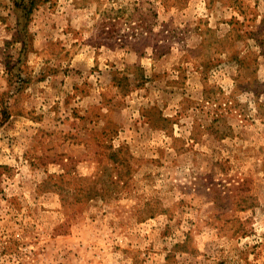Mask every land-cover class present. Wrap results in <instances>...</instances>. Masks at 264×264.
<instances>
[{
    "label": "rangeland",
    "instance_id": "obj_1",
    "mask_svg": "<svg viewBox=\"0 0 264 264\" xmlns=\"http://www.w3.org/2000/svg\"><path fill=\"white\" fill-rule=\"evenodd\" d=\"M0 0V264H264V0Z\"/></svg>",
    "mask_w": 264,
    "mask_h": 264
},
{
    "label": "trees",
    "instance_id": "obj_2",
    "mask_svg": "<svg viewBox=\"0 0 264 264\" xmlns=\"http://www.w3.org/2000/svg\"><path fill=\"white\" fill-rule=\"evenodd\" d=\"M17 8L22 9L25 15L28 16L33 10L35 3L33 0H11Z\"/></svg>",
    "mask_w": 264,
    "mask_h": 264
}]
</instances>
